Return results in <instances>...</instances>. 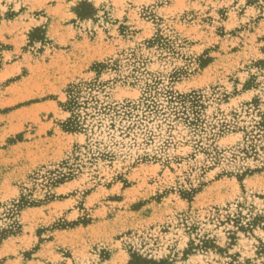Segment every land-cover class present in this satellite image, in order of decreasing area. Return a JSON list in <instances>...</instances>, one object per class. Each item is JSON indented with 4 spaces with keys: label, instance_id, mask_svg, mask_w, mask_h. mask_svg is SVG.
Instances as JSON below:
<instances>
[{
    "label": "rangeland",
    "instance_id": "1",
    "mask_svg": "<svg viewBox=\"0 0 264 264\" xmlns=\"http://www.w3.org/2000/svg\"><path fill=\"white\" fill-rule=\"evenodd\" d=\"M132 262L264 264V0H0V264Z\"/></svg>",
    "mask_w": 264,
    "mask_h": 264
},
{
    "label": "trees",
    "instance_id": "2",
    "mask_svg": "<svg viewBox=\"0 0 264 264\" xmlns=\"http://www.w3.org/2000/svg\"><path fill=\"white\" fill-rule=\"evenodd\" d=\"M84 5H88V3H87V2H82V3H80V5H79L78 7H82V6H84ZM79 9H80V8H77L76 10H77L78 14H79L80 16H82V13L79 11ZM74 102H75V100H72V102H70V103H74ZM131 264H133V262H132Z\"/></svg>",
    "mask_w": 264,
    "mask_h": 264
}]
</instances>
